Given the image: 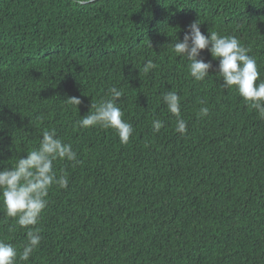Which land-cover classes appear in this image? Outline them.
Listing matches in <instances>:
<instances>
[{
  "label": "trees",
  "instance_id": "obj_1",
  "mask_svg": "<svg viewBox=\"0 0 264 264\" xmlns=\"http://www.w3.org/2000/svg\"><path fill=\"white\" fill-rule=\"evenodd\" d=\"M197 19L205 35L250 49L264 81V0H0V170L52 128L82 161L55 163L69 184L50 190L25 264H264V120L220 86L206 49L203 82L171 51ZM147 60L156 68L144 74ZM113 86L134 129L127 144L75 126ZM168 90L181 97L185 135L160 102ZM13 226L0 210V239L19 252L26 231Z\"/></svg>",
  "mask_w": 264,
  "mask_h": 264
},
{
  "label": "clouds",
  "instance_id": "obj_2",
  "mask_svg": "<svg viewBox=\"0 0 264 264\" xmlns=\"http://www.w3.org/2000/svg\"><path fill=\"white\" fill-rule=\"evenodd\" d=\"M80 8H86L94 0H72ZM171 51L178 58L187 61L188 75L194 82H203L210 78L209 71L213 65L201 58L202 50H207L211 57L218 60L216 76L222 80L220 86L225 90H234L244 105L254 110L259 119L264 120V81L257 83L260 73L256 59L249 55L250 49L242 46L235 36H222L217 32L205 35L201 31V22L197 19L187 26L183 39L172 37ZM151 46V44H150ZM152 47V46H151ZM156 65L147 60L143 73L149 74ZM141 71V70H140ZM124 97L121 89L113 86L107 96L98 103H93L90 111L75 122L81 130L92 127L112 129L116 132L121 144H127L134 131L133 126L123 119V112L117 101ZM160 102L167 113L175 117V132L185 135L187 121L181 115V97L172 90L160 94ZM68 105L78 106L82 103L78 97L66 99ZM197 113L199 118L207 117L209 108L206 102L200 101ZM164 127L161 119L154 118L151 128L159 133ZM68 162L73 167L82 163L71 143H65L57 136L56 130L44 129L38 146L26 152V156H17L15 162L0 170V210L5 220L13 221L16 227L26 231V242L18 252L12 244L0 239V264H25L32 257L42 241L41 228L38 224L42 213L49 204V192L55 186L66 189L69 176L64 168L55 169L56 162Z\"/></svg>",
  "mask_w": 264,
  "mask_h": 264
}]
</instances>
